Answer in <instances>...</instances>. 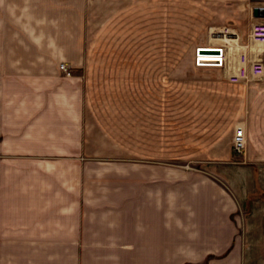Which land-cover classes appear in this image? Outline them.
Wrapping results in <instances>:
<instances>
[{
  "label": "crops",
  "instance_id": "crops-1",
  "mask_svg": "<svg viewBox=\"0 0 264 264\" xmlns=\"http://www.w3.org/2000/svg\"><path fill=\"white\" fill-rule=\"evenodd\" d=\"M92 5L0 0V115L4 93L8 106L19 103L18 90L3 87V79L42 80L37 89L27 81L25 102L44 112L33 137L18 139L38 149L4 151L10 132L0 125V264H264V74L245 83L218 73L208 84L225 101L202 105V138L166 135L158 127L148 143L146 113L132 130L131 115L114 118L107 113L112 105L99 97L112 87L105 81L109 71L96 64L101 56L91 54L88 16L98 12ZM226 33L211 38L225 39ZM62 62L76 68V76H66ZM125 75L130 77L127 71L118 77ZM50 85L54 95L46 93ZM83 89L92 122L112 148L102 149L88 134L96 148L92 159L84 154L81 120L77 125ZM59 103L75 111L66 129L53 128L59 122L49 119ZM231 110L234 122L241 119L246 128L247 145L239 154L231 145L234 122L223 130L219 125L222 112ZM116 147L128 161H95L114 158ZM193 159L201 165L180 163Z\"/></svg>",
  "mask_w": 264,
  "mask_h": 264
},
{
  "label": "rangeland",
  "instance_id": "rangeland-1",
  "mask_svg": "<svg viewBox=\"0 0 264 264\" xmlns=\"http://www.w3.org/2000/svg\"><path fill=\"white\" fill-rule=\"evenodd\" d=\"M207 1L92 0V6L96 9L95 12L98 8V12L88 16L92 23L90 37L92 36L91 43L94 46L91 54L101 56L99 63L96 62V64L101 70L109 71L105 81L108 79L109 87H112L104 94L103 89L100 88L99 92L102 93L99 97L101 101L112 105L108 107L107 113L114 118L125 116L126 121L127 115L130 114L132 130L138 131L140 120L142 121L140 116L146 113L148 143L153 140L155 131L160 127L164 129L166 135L167 132L175 131L180 135L193 136L196 141L200 140L204 130L202 105L217 102L219 98L225 101L224 98L219 97L220 95L218 96L217 92L209 88L208 83L214 82L218 73H223L222 77L226 76L227 78L224 77V79L231 81L229 74L236 72V68L240 66V55L244 51H261L260 55L264 58V50L262 51L264 44L256 43L250 38L252 23L258 20L264 21V17L254 15L253 8L264 6V0H214L210 3L211 5ZM216 14H220V17ZM219 30L224 33L230 31V33H226L225 39L211 38L213 33ZM235 38L237 41L234 43ZM205 43L222 44L227 49L228 61L225 66L196 64L197 45L205 46L201 45ZM68 68L71 74L61 69L66 76L71 78L76 76L78 70L70 66ZM126 71L130 74L129 78H126V75L125 78L118 77L121 72ZM252 79L245 83H250ZM82 80L85 81V78ZM27 81L34 84L35 89L42 87L37 84L42 82L38 79L2 80L3 87L8 83L9 88L18 90L19 100L18 105L8 106V93L7 96L5 93L3 95L0 125L4 133L10 132L6 140L4 139L6 146L4 151L34 150L40 146L34 142L18 140L25 134L28 138L33 137L32 130L36 125L42 124L38 117L44 113L34 111L32 103L26 105ZM57 86H60V83H55V87ZM48 89L46 93L54 95L53 86L50 85ZM70 91L66 90L68 101L72 100ZM81 99L82 97L76 94L75 103H81ZM51 101H54L52 97ZM83 102V119L80 108H77V125L81 120L84 130V154L88 159H92L90 156L94 155L96 148L92 143L87 142L88 134L96 135V138L102 142V149L112 151V148L105 145L99 130L92 122L93 116L87 105L88 98L84 89ZM59 104L61 106L59 112L58 108L48 111L49 119L54 123L59 122L53 128L66 129L65 125L75 120L71 116L75 111L68 109L65 111L61 103ZM224 112H222L223 115L225 114L224 118L220 119L219 123L221 130L227 124L234 122L233 111ZM213 113L218 114V112ZM219 114L221 115V112ZM61 116L63 117L60 120ZM53 128L51 127L52 130ZM76 128L73 126L70 130L75 132ZM12 137L16 141H13ZM113 152L114 158H100L95 161L101 162L100 166H105L107 160L116 163L129 160L124 157L126 153L121 148L116 147ZM180 163L198 166L202 162L199 159H193L183 160Z\"/></svg>",
  "mask_w": 264,
  "mask_h": 264
},
{
  "label": "built area",
  "instance_id": "built-area-1",
  "mask_svg": "<svg viewBox=\"0 0 264 264\" xmlns=\"http://www.w3.org/2000/svg\"><path fill=\"white\" fill-rule=\"evenodd\" d=\"M250 38L252 41L264 44V21L258 20L252 23L250 29ZM208 48L214 46H207ZM201 48L205 49V46H200L196 50V64L199 66H204L208 64H203L205 61L203 55L201 54ZM215 48L220 49V58L217 61L218 66H225L227 64V49L221 46H215ZM224 48V50H223ZM218 49V50H219ZM203 52V51H202ZM241 64L237 67L236 72H232L229 74V78L231 81H247L255 77L262 76L264 74V58L260 55L258 51H244L240 55ZM61 68L64 69L67 74H71V70L68 68L66 63H62ZM232 145L233 149L239 154L243 152L247 145V135H246V128L244 123L238 121L235 124L233 137H232Z\"/></svg>",
  "mask_w": 264,
  "mask_h": 264
},
{
  "label": "bare ground",
  "instance_id": "bare-ground-1",
  "mask_svg": "<svg viewBox=\"0 0 264 264\" xmlns=\"http://www.w3.org/2000/svg\"><path fill=\"white\" fill-rule=\"evenodd\" d=\"M207 46H209V45H206L205 46V48H206V50L205 49H201V54H205V55H203V57L202 58H204V62H203V64H208V65H210V64H215V66H218L217 64H219V63H217V61L219 60V58H220V50H219V52H208V51H210V50H208V49H219V48H213V47H211V48H208ZM200 47V46H199ZM198 48V47H197ZM223 50H224V48H223ZM203 51V52H202ZM211 54H213V55H211ZM211 57H216V58H218V59H208V58H211ZM211 60H214V62H211ZM205 66V65H204Z\"/></svg>",
  "mask_w": 264,
  "mask_h": 264
},
{
  "label": "water",
  "instance_id": "water-1",
  "mask_svg": "<svg viewBox=\"0 0 264 264\" xmlns=\"http://www.w3.org/2000/svg\"><path fill=\"white\" fill-rule=\"evenodd\" d=\"M253 13L257 17H264V6H255L253 8ZM203 50V48H201ZM218 50V49H216Z\"/></svg>",
  "mask_w": 264,
  "mask_h": 264
}]
</instances>
